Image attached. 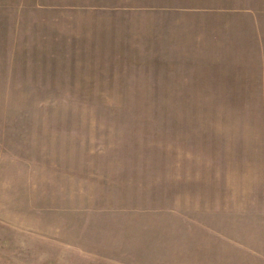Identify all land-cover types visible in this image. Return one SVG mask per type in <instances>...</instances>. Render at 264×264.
Returning <instances> with one entry per match:
<instances>
[{"label":"rangeland","instance_id":"obj_1","mask_svg":"<svg viewBox=\"0 0 264 264\" xmlns=\"http://www.w3.org/2000/svg\"><path fill=\"white\" fill-rule=\"evenodd\" d=\"M0 264H264V0H0Z\"/></svg>","mask_w":264,"mask_h":264},{"label":"trees","instance_id":"obj_2","mask_svg":"<svg viewBox=\"0 0 264 264\" xmlns=\"http://www.w3.org/2000/svg\"><path fill=\"white\" fill-rule=\"evenodd\" d=\"M131 96H133V95H131ZM135 96H133V97H135ZM153 109L155 110V114H153V115L150 114V116H146V118H144V119L145 120H149L150 119L151 122L157 123L158 122V119H160L161 117L163 119V114H162L163 113L162 112L163 109H158V108H153ZM123 110L124 111H123L122 115L123 114L124 115L122 116V118L125 119V122H126L125 125L130 124V125H136V126L137 125H144V126H146L148 124L143 119L140 118L141 117L140 116L141 115V111L142 110H146V109L145 108H141L137 102H133V105L132 106H128V107L126 106V107H124ZM129 120H131V121L129 122ZM171 122L172 123H175L174 120H171ZM166 124H168V123L166 122ZM134 149L139 150L138 149V145H134Z\"/></svg>","mask_w":264,"mask_h":264}]
</instances>
